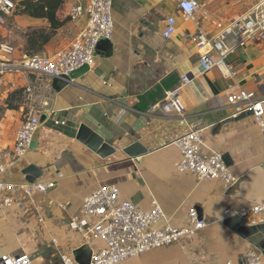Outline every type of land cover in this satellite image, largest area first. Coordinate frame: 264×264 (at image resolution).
I'll use <instances>...</instances> for the list:
<instances>
[{
    "label": "crops",
    "instance_id": "1",
    "mask_svg": "<svg viewBox=\"0 0 264 264\" xmlns=\"http://www.w3.org/2000/svg\"><path fill=\"white\" fill-rule=\"evenodd\" d=\"M197 1L199 9L187 18L177 0H113L111 55L110 47H99L95 65L59 91L46 77L23 71L7 77L13 86L6 99L19 90L22 94L8 109L13 121L7 143H0V158L12 157L16 130L30 108L42 110L41 126L33 140L36 148L17 159L0 179L16 185L30 183L26 170L34 166L41 171L37 182L54 181L55 186L32 196L19 187L9 193L12 207L0 206V256L29 254L35 264H59L62 253L76 259V252L86 244L81 232L70 229V220L80 215L83 225L90 228L95 219L82 214V205L86 196L103 185L118 186L120 199L140 209H149L157 201L165 221L173 226L187 223L190 208H196L207 223L195 236L119 264L240 263L247 250H258L223 220L226 210L247 208L264 197V138L251 115L217 128L233 119L229 94L245 89L264 96V35L256 33L229 57L237 70L235 78L213 69L191 75L190 84L181 82L183 74L198 68V30L216 38L258 0ZM67 2L70 6L77 0ZM170 16L176 19V32L165 38ZM85 24V16L73 21L70 38L61 48ZM31 86L34 93L28 100ZM174 88L185 104L184 114L165 113L159 106ZM55 120L66 123L57 125ZM82 125L103 137L115 152L103 157L80 141L77 135ZM195 127L203 131V153L228 156L225 162L239 179L232 190L220 180H201L178 171L181 154L172 141ZM134 142L148 152L128 156L124 149ZM258 223H264V215L258 216ZM87 245L95 251L103 242L94 239Z\"/></svg>",
    "mask_w": 264,
    "mask_h": 264
},
{
    "label": "built area",
    "instance_id": "2",
    "mask_svg": "<svg viewBox=\"0 0 264 264\" xmlns=\"http://www.w3.org/2000/svg\"><path fill=\"white\" fill-rule=\"evenodd\" d=\"M22 0H0V32L8 18L15 15L17 4ZM179 10L189 18L200 7L197 0H177ZM68 17L78 21L86 17L85 26L76 34L70 44L51 55L34 53L19 56L15 47L2 39L0 35V89L6 84L7 77L23 71L28 74L74 82L71 74L77 70L95 65L99 44L102 40H112L115 32L113 0H77L68 7ZM176 32V19L166 20L163 36L169 38ZM256 33L264 35V0L252 6L245 14L227 26L216 38H209L203 30L195 37L198 47V68L195 72L182 75L183 84L191 83V75L204 74L219 69L224 77L233 79L237 70L229 62V57L241 47L246 46ZM233 85L230 84L229 88ZM34 93L33 86L27 89V99ZM234 108L232 118L251 112L264 138V96L241 89L227 97ZM48 105V103H45ZM165 112L185 113V104L178 88L169 90L159 104ZM41 109L30 108L22 119L15 134L13 155L10 159L0 158V176L14 165L16 160L25 156L41 126ZM65 121L55 120V124L64 125ZM202 129L191 128L172 141L181 154L177 167L181 173H190L201 180H220L226 188L231 187L237 177L219 152L203 153L204 136ZM55 186L54 181L23 183L16 185L0 179V206L12 207L14 201L9 193L19 187L32 196L35 193H47ZM82 214L94 218L95 222L86 228L80 215L71 218V230L82 233L85 244L97 239L103 242L98 250H93L88 264H119L131 257L152 249L180 242L183 237L195 236L207 226L196 208H190L187 223L177 227L165 221L162 206L152 202L149 209H140L129 200L120 199V189L116 185H103L85 197ZM264 215V199L239 210L228 209L224 217L240 216L245 226L258 223V216ZM164 222L162 226H159ZM54 241H56L54 239ZM243 264H261L264 257L257 249L246 251ZM0 264H35L29 254L5 253L0 256ZM59 264H82L66 253L60 254ZM227 264H240L228 261Z\"/></svg>",
    "mask_w": 264,
    "mask_h": 264
},
{
    "label": "water",
    "instance_id": "3",
    "mask_svg": "<svg viewBox=\"0 0 264 264\" xmlns=\"http://www.w3.org/2000/svg\"><path fill=\"white\" fill-rule=\"evenodd\" d=\"M102 45L110 47L109 54L111 55V41L109 40H102L99 44V47ZM89 70L88 67H83L76 72L71 74V77H77L81 75L82 73H85ZM69 83L61 80V79H53V87L55 90L59 91L63 88H65ZM251 112L242 114L240 116H248L251 115ZM233 119H228L221 124H219L218 128L221 127L224 123H228L233 121ZM77 138L85 142L89 147H91L94 151H97L99 155L103 157H107L115 152V149L104 141V138L101 137L96 132L92 131L90 128H88L85 125H82L79 133L77 135ZM37 145V141H32L31 143V149H35ZM124 152L130 156V157H138L142 154H145L148 152L147 148L143 146L140 142H134L130 146L126 147L124 149ZM227 155L224 156L225 161H227ZM227 163V162H226ZM27 174H30L31 177H29V182L34 183L36 180L41 176V171L37 170L34 166H31L28 170H26ZM239 182V179L229 188V190H232L233 186H235ZM263 198H260L258 201L263 200ZM201 218V216H200ZM202 219V218H201ZM223 223L225 226H227L229 229H231L233 232L241 236L243 239L248 240L253 243V245L258 248L259 251H261L264 254V223H258L252 226H245L243 224V219L240 216H233L228 217L223 220ZM92 255V249L89 245L82 246L77 252H76V260L82 264H88L90 262ZM246 258H242L240 261V264L245 263Z\"/></svg>",
    "mask_w": 264,
    "mask_h": 264
},
{
    "label": "rangeland",
    "instance_id": "4",
    "mask_svg": "<svg viewBox=\"0 0 264 264\" xmlns=\"http://www.w3.org/2000/svg\"><path fill=\"white\" fill-rule=\"evenodd\" d=\"M67 2L63 6V8L59 11V17L61 19H65L68 23L56 31L55 35L49 42V44L43 48L42 51H35L33 49L28 50V38L29 36L36 35L38 33H48L50 32V24L45 19H37L30 17L28 15H14L6 20L3 24V28L0 32V35L3 40L12 44L17 50V54L19 56L34 54V53H44L46 55H51L50 51L59 50L62 44H65L67 40L70 38V33L72 31V23L73 21L68 17V5ZM32 77V75H31ZM30 78V76H29ZM31 79V78H30ZM7 83L3 88L0 89V132H4L2 135V139H0V143L4 146L7 141L8 131L10 129L11 123L13 121L12 118L7 116L8 109L12 107V102L15 103L16 100H20L19 96L22 94L20 91L14 93L12 98L9 95V98L6 99L7 92L13 86L10 82ZM11 98V103H10ZM10 104V105H9Z\"/></svg>",
    "mask_w": 264,
    "mask_h": 264
},
{
    "label": "trees",
    "instance_id": "5",
    "mask_svg": "<svg viewBox=\"0 0 264 264\" xmlns=\"http://www.w3.org/2000/svg\"><path fill=\"white\" fill-rule=\"evenodd\" d=\"M65 3V0H22L18 2L16 15L22 14L37 19H45L49 22L51 28L48 33L29 36L28 50L31 48L35 51H42L49 44L56 31L68 23L67 20L61 19L58 14ZM19 91L21 92V90Z\"/></svg>",
    "mask_w": 264,
    "mask_h": 264
}]
</instances>
